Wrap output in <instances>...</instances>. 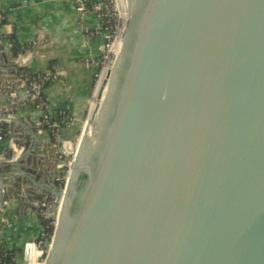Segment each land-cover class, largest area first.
Segmentation results:
<instances>
[{"label":"water","instance_id":"obj_1","mask_svg":"<svg viewBox=\"0 0 264 264\" xmlns=\"http://www.w3.org/2000/svg\"><path fill=\"white\" fill-rule=\"evenodd\" d=\"M118 3L67 176L0 164L56 221L44 264H264V0Z\"/></svg>","mask_w":264,"mask_h":264},{"label":"crops","instance_id":"obj_2","mask_svg":"<svg viewBox=\"0 0 264 264\" xmlns=\"http://www.w3.org/2000/svg\"><path fill=\"white\" fill-rule=\"evenodd\" d=\"M77 1L0 0V13L5 20L0 26V114L8 112L20 117L14 128L0 119L4 126L0 134V164L29 147L15 174L28 175L27 187L37 196L44 194L39 184H59L62 160L52 130L68 140L80 127L91 76L102 52L104 34L90 33L98 19L93 13L80 12ZM9 37L22 46L28 45L24 52L12 56ZM23 68L32 72L56 71V78L42 88L43 108L26 93ZM29 126H34L32 143L27 139ZM8 169L7 165L0 166V250L15 264H24V247L30 241H39L42 221L49 213L43 202L35 204L33 194L26 195Z\"/></svg>","mask_w":264,"mask_h":264},{"label":"built area","instance_id":"obj_3","mask_svg":"<svg viewBox=\"0 0 264 264\" xmlns=\"http://www.w3.org/2000/svg\"><path fill=\"white\" fill-rule=\"evenodd\" d=\"M111 2H112L111 7L105 3V7L102 11V14L99 11V8H103L102 1H100V0H94L92 2H87L86 0H79L76 3V8L80 12H82V13H93L97 17L98 23L95 27H93L92 30H90V33L91 34H100V33L104 34V40H103V43L101 46V50H102V53L106 52V54H108L110 49L112 48V45L114 43V39L117 35L119 24H120V21H119L120 17L118 18L119 12L117 13L118 1L117 0H111ZM1 16L2 15L0 13V17ZM112 16L115 20V24H114L113 31H109V30H107L106 27H103L100 24V21L102 19L101 17H106L107 19L108 18L110 19ZM56 75H57V73L55 70L44 71V72H33L28 77H23V75H22V80H23V84H24L26 93L28 94L29 98L31 100H33L34 103L37 106H39L40 108H43L45 106V101L42 97V88L47 81L56 78ZM46 119H47V116L44 117V120H46ZM54 127H55V124L52 123L51 129H53ZM52 137H53V139L57 140L59 137L58 132L55 130H52ZM76 143L77 142L74 143V146ZM71 144L72 143L69 140L64 139L63 146H65V147L68 146V148H69V154L65 155V157L61 163V166H62L61 174L65 175V176H67L70 164H71V162L73 160V156H74ZM69 157H70V159H69ZM64 183H65V179L60 182L61 185H64ZM55 222L56 221L53 218V220H52V227H53L52 232H53V229L55 227ZM52 232L47 238H45L43 240L50 239L52 236ZM37 242L36 241H30L25 245L24 250H23V255H24V258L26 260V263H24V264H44L47 250L44 248L38 247ZM30 249L33 251L32 255H30V253H29ZM0 264H9V263L6 262L3 257L0 256Z\"/></svg>","mask_w":264,"mask_h":264},{"label":"trees","instance_id":"obj_4","mask_svg":"<svg viewBox=\"0 0 264 264\" xmlns=\"http://www.w3.org/2000/svg\"><path fill=\"white\" fill-rule=\"evenodd\" d=\"M87 2H92V1H94V0H86ZM100 1H102V4H103V8H99V11L101 12V14H102V11H103V9H104V7H105V3L108 5V6H110L111 7V5H112V2H111V0H100ZM102 19H101V21H100V24L103 26V27H106L107 28V30H109V31H113V29H114V24H115V20H114V18H113V16L109 19H107L106 17H101ZM4 17H3V15L0 17V26L2 25V24H4ZM9 40H10V42H11V46H10V50H11V53H12V56H17L19 53H21V52H24V50L27 48V46L28 45H24V46H22V45H20L19 43H17L16 41H15V39L14 38H11V37H9ZM102 59H103V55H102V53L99 55V57L97 58V62H96V67H95V69H94V71H93V73H92V76H91V79H94V75H95V73H96V70H97V68L101 65V61H102ZM33 72L32 71H30V70H28V69H26V68H23V70H22V75H23V77H28L29 75H31ZM48 82V81H47ZM46 82V83H47ZM45 83V84H46ZM0 127H1V129H0V134H2L3 132H4V126L3 125H0ZM81 178H83V177H85V175L84 174H82L81 176H80ZM52 220H53V218H51V217H45L44 219H43V221H42V224H43V233H42V235L40 236V238H39V240H43V239H45V238H47L50 234H51V232H52ZM38 240V239H37ZM0 256L1 257H3L4 259H5V261L6 262H8L9 264H15V262L14 261H12V259L11 258H8L6 255H5V253H3V251H1L0 250Z\"/></svg>","mask_w":264,"mask_h":264},{"label":"rangeland","instance_id":"obj_5","mask_svg":"<svg viewBox=\"0 0 264 264\" xmlns=\"http://www.w3.org/2000/svg\"><path fill=\"white\" fill-rule=\"evenodd\" d=\"M118 1V0H117ZM118 7V10H117V13L119 12V9H120V6H119V3H118V5H117ZM121 10V9H120ZM120 14H121V11H120ZM118 18H119V15H118ZM117 23V22H116ZM102 53V52H101ZM102 55H103V59H102V63H101V65L97 68V70H96V73H95V75H94V79H91V89H90V94H89V99H88V102H87V106H86V111H85V114H84V119H83V121H82V123H81V125H80V127H78V129L75 131V133H73V135H72V137L70 138V139H68L69 141H73L74 143L77 141V139L79 138V135H80V133H81V131H84V133H86V127L87 126H85V125H87L86 123H84L85 121H86V116H87V114H88V110H89V107H90V104H91V99H92V95H93V92H94V89H95V87H96V84H97V81H98V79H99V76H100V73H101V70H102V68H103V66H104V63H105V60H106V57H107V55L108 54H106V52L105 53H102ZM96 67V66H95ZM84 128H85V130H84ZM72 142V143H73ZM65 149L67 150V151H69V148H68V146L67 147H65ZM58 154H59V157H60V159L63 161V159H64V157H65V155L63 156L59 151H58ZM67 157V156H66ZM69 159H70V157H69ZM68 159V160H69ZM60 172H62V166H60Z\"/></svg>","mask_w":264,"mask_h":264},{"label":"bare ground","instance_id":"obj_6","mask_svg":"<svg viewBox=\"0 0 264 264\" xmlns=\"http://www.w3.org/2000/svg\"><path fill=\"white\" fill-rule=\"evenodd\" d=\"M120 11H121V10H119V17H120V20H119V21H120V24H121V21H122V12H121V14H120ZM103 93H104V91H103ZM85 126H87V127H86V133H85V134H87L88 136L91 135V132H92V128H93V127H92L90 124H88V123H87V125H85ZM84 130H85V128H84ZM76 142H77V143L75 144V146H74V148H73V153H75V151L77 152V149H78V145H77V144H79V141L77 140ZM64 147H65V146H64ZM32 252H33V251L30 249V250H29L30 255H32Z\"/></svg>","mask_w":264,"mask_h":264}]
</instances>
